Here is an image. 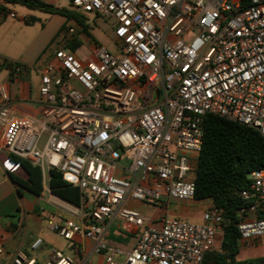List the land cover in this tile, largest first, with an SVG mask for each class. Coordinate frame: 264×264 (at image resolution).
Listing matches in <instances>:
<instances>
[{"label": "built area", "instance_id": "obj_1", "mask_svg": "<svg viewBox=\"0 0 264 264\" xmlns=\"http://www.w3.org/2000/svg\"><path fill=\"white\" fill-rule=\"evenodd\" d=\"M70 6L108 24L114 51L70 48L76 29L68 26L71 39L38 69L37 98L22 101L35 107L33 116H19L0 83L2 167L13 172L17 157L43 177L54 170L77 187L76 217L50 228L66 241H93L102 264H203L221 245L220 209L208 204L200 222L163 214L152 223L129 204L196 202L188 173L195 172L207 115L264 137V0H70ZM2 64L12 80L26 72L20 63ZM248 178L240 196L251 204L237 210L240 246L264 237V169ZM114 220L133 237L128 251L106 241ZM41 246L37 239L31 248ZM12 264L37 262L17 252ZM44 264L72 261L51 249Z\"/></svg>", "mask_w": 264, "mask_h": 264}, {"label": "crops", "instance_id": "obj_2", "mask_svg": "<svg viewBox=\"0 0 264 264\" xmlns=\"http://www.w3.org/2000/svg\"><path fill=\"white\" fill-rule=\"evenodd\" d=\"M0 6L4 7V12H0V83L8 86L11 98L17 102L14 106L15 112L19 116H33L36 112L35 107L30 104H22V101L37 98L38 69L51 59V52L46 55L42 53V49L52 37L49 31L45 32L44 22L47 17L55 14H44L39 10L6 4L2 1H0ZM10 13L14 14V17H10ZM2 62L20 63L25 66L26 72L17 80H12ZM34 77L36 83L33 88ZM2 160L3 153L0 150V247L3 250L0 254V264H12V258L17 252L34 258L37 264H44L51 249L62 252L71 259L72 264H102L101 255L94 254L92 251L93 241L82 238L66 241L55 232L56 236L54 237L46 232V230H52L50 228L52 222L74 219L76 208L79 206H75L51 193L49 175L42 176L40 194L36 195L29 192L12 181V176L21 180L27 179V174L21 166L13 172H7L2 167ZM53 197L60 199L67 205H59L60 203L56 202ZM199 202L203 204L201 212L205 206L211 203L209 200L196 202L166 200V204L162 207L150 208L139 203H130L129 205L131 208L140 210L152 223H157L163 214L200 222L201 217L193 215L190 211L191 208L188 207V205L192 206ZM169 206H173L176 210L169 211ZM147 212H153V214L148 216ZM44 222H46L45 228ZM113 223H116L117 239L123 244L112 243L109 239L106 241L112 246L128 251L133 244L132 235L124 233L120 222L117 220L111 222L109 228ZM37 239L42 241V246L37 250H32L31 246ZM240 247L244 251V256L240 258L239 254L238 259L264 257V237L258 239L251 246Z\"/></svg>", "mask_w": 264, "mask_h": 264}, {"label": "trees", "instance_id": "obj_3", "mask_svg": "<svg viewBox=\"0 0 264 264\" xmlns=\"http://www.w3.org/2000/svg\"><path fill=\"white\" fill-rule=\"evenodd\" d=\"M0 1L62 16L77 25L76 34L86 29L85 18L73 10L46 5L41 0ZM0 12H4L3 6H0ZM62 29L65 30V26ZM68 44L74 49L80 41L74 38ZM12 161L19 163L27 174L26 180L12 176V181L33 194H40L42 191L40 168L17 157H12ZM257 169H264V137L245 125L214 115L205 116L202 146L193 180L194 200H209L221 210L223 234L219 250L206 255L204 264L264 263V257L238 259L241 247L238 244L237 210L251 204L250 200L241 198L240 191L248 188L249 173ZM49 187L53 195L80 206L81 195L78 188L65 183L54 170L49 172Z\"/></svg>", "mask_w": 264, "mask_h": 264}, {"label": "rangeland", "instance_id": "obj_4", "mask_svg": "<svg viewBox=\"0 0 264 264\" xmlns=\"http://www.w3.org/2000/svg\"><path fill=\"white\" fill-rule=\"evenodd\" d=\"M44 4L46 5H51L56 8H64V9H69L72 10L70 6V0H41ZM44 14H48L46 12H43ZM50 15V14H49ZM84 15V14H83ZM45 16V15H44ZM86 19L85 26L86 29L85 31L76 34V39H78L81 43V45L85 46L86 44H92V45H98L101 47H104L106 50L113 52L115 45L113 43V38L111 36V32L109 31V26L107 23H104L102 20H98L95 22L92 19V16L90 14H85L83 16ZM65 26L67 28L68 26H73L75 27L76 30H78L77 25L73 21L66 20V18L59 16V15H53L50 17H47L44 22V30L45 32L49 31L50 34L52 35L51 40L44 46L42 49L43 55L49 54L52 52L54 49L59 48L63 46L65 41H68L71 39V37H68L66 35V32L62 27ZM36 83V78H33V88L35 87ZM44 136L40 138L39 141V148H42V144L44 142ZM46 177V176H45ZM195 177V172L190 171L188 173V178L189 179H194ZM195 205H188L189 208H191V212L193 215L196 217L201 216V208L203 204L201 202L199 203H194ZM176 210L173 206H169V211ZM148 216H151L153 212H147L146 213ZM183 219V218H181ZM183 220H187L189 222H197L194 219H187L184 218ZM115 226L116 223H113L112 226L109 228L107 232V237L106 239L110 240L112 243H117V244H123L117 239V234L115 231ZM46 227V222H44V228ZM48 234L51 236H56V234L50 230L47 231ZM62 243H64L62 240L59 239ZM64 249V248H63ZM67 251V250H65ZM69 254V252H68ZM70 255V254H69ZM244 256V251L241 249L240 253V258Z\"/></svg>", "mask_w": 264, "mask_h": 264}, {"label": "bare ground", "instance_id": "obj_5", "mask_svg": "<svg viewBox=\"0 0 264 264\" xmlns=\"http://www.w3.org/2000/svg\"><path fill=\"white\" fill-rule=\"evenodd\" d=\"M54 198V200L56 201V202H58V203H60L59 205H67V204H65V203H63L60 199H58V198H56V197H53ZM73 208V207H72ZM73 210V209H72Z\"/></svg>", "mask_w": 264, "mask_h": 264}]
</instances>
